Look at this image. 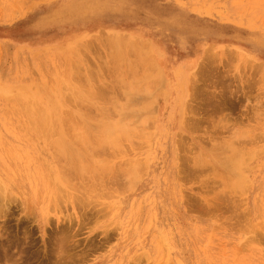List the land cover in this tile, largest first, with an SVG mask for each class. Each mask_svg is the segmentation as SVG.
Listing matches in <instances>:
<instances>
[{
    "label": "rangeland",
    "instance_id": "rangeland-1",
    "mask_svg": "<svg viewBox=\"0 0 264 264\" xmlns=\"http://www.w3.org/2000/svg\"><path fill=\"white\" fill-rule=\"evenodd\" d=\"M0 264H264V0H0Z\"/></svg>",
    "mask_w": 264,
    "mask_h": 264
},
{
    "label": "bare ground",
    "instance_id": "bare-ground-1",
    "mask_svg": "<svg viewBox=\"0 0 264 264\" xmlns=\"http://www.w3.org/2000/svg\"><path fill=\"white\" fill-rule=\"evenodd\" d=\"M148 62V61H147ZM151 65V64H150ZM152 66V65H151ZM115 136V135H114Z\"/></svg>",
    "mask_w": 264,
    "mask_h": 264
}]
</instances>
